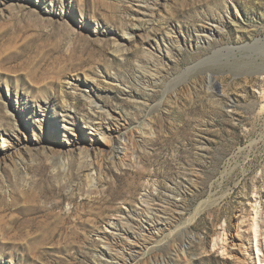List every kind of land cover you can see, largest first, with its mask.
Masks as SVG:
<instances>
[{
  "label": "rangeland",
  "instance_id": "rangeland-1",
  "mask_svg": "<svg viewBox=\"0 0 264 264\" xmlns=\"http://www.w3.org/2000/svg\"><path fill=\"white\" fill-rule=\"evenodd\" d=\"M163 1L0 0V264H264V0ZM90 91L134 139L97 189Z\"/></svg>",
  "mask_w": 264,
  "mask_h": 264
},
{
  "label": "bare ground",
  "instance_id": "bare-ground-1",
  "mask_svg": "<svg viewBox=\"0 0 264 264\" xmlns=\"http://www.w3.org/2000/svg\"><path fill=\"white\" fill-rule=\"evenodd\" d=\"M165 1L166 0H164L162 3H166ZM140 34H141V31H135L134 33H131L129 35L134 39V38H137L138 35ZM205 41H208V39H205ZM148 47L149 48H147L144 51L150 54L151 57H153L152 50L150 46ZM140 69L144 70V72L148 73L152 78L159 75L158 68H156V70L153 71L150 68L140 66ZM148 81L149 80H147V82ZM80 87H83V86H80ZM84 89H87V88L84 87ZM82 96L85 102L87 103L89 110L92 112V115H89V116H92L94 120H97L98 118H104L105 120L107 119V121L104 123H96V125L93 124L94 125L93 130L100 137L101 141L92 140L88 144L85 141L81 142L80 140H78L77 148H76V150L79 153V156H78L79 157V160H78L79 168L78 169H79L80 178L83 181L84 180L86 181V183L89 185V188L97 189L98 181L102 179L104 176L105 164L109 162L112 166H116L117 161H119L120 159L122 160L124 157H126V155H128L129 148H131L134 144V139H133L132 132L127 130L129 129L128 126H125L126 124L121 125L120 119L110 110H108V108L105 105H102L101 103H99L94 98L91 91L84 92ZM71 108L76 110V107L74 105ZM74 127H75L74 130L73 129L72 130L75 132V134L77 130L79 131L82 130V128H80V126L77 125V123H75ZM75 136L79 138L77 134ZM63 152L64 151H59L57 153L59 154L60 156L59 158L61 159L60 161L62 162L60 163V165H64V167H66L67 162L62 157ZM76 190L75 189L72 190L71 194L75 195ZM70 205L72 204L70 203ZM78 209H79V206L75 205L70 210L69 214L76 212ZM102 239L103 241H106L105 246L107 247V249L111 251L112 253H115V256L113 258L118 259L119 255H122V254H120V251L116 250L115 249L116 247L112 245L113 238L105 235L103 236ZM217 242H218V239L214 241V244H213L214 247L217 246ZM181 255L184 256L185 252L182 251Z\"/></svg>",
  "mask_w": 264,
  "mask_h": 264
}]
</instances>
